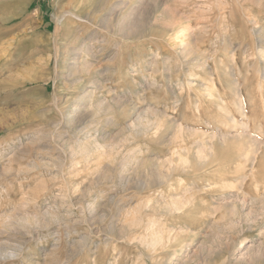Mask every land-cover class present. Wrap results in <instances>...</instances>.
I'll use <instances>...</instances> for the list:
<instances>
[{"label": "rangeland", "instance_id": "374dc122", "mask_svg": "<svg viewBox=\"0 0 264 264\" xmlns=\"http://www.w3.org/2000/svg\"><path fill=\"white\" fill-rule=\"evenodd\" d=\"M0 264H264V0H0Z\"/></svg>", "mask_w": 264, "mask_h": 264}, {"label": "bare ground", "instance_id": "6f19581e", "mask_svg": "<svg viewBox=\"0 0 264 264\" xmlns=\"http://www.w3.org/2000/svg\"><path fill=\"white\" fill-rule=\"evenodd\" d=\"M74 3H75V0H74ZM80 5V4H79ZM79 5H73L72 6V8H76V6L78 7ZM64 6V5H63ZM68 6V5H67ZM81 14H83V13H81ZM90 15V14H89ZM88 15V16H89ZM157 15V14H156ZM122 16V15H121ZM131 16H132V13H130V14H126V15H123V17H122V20L121 21H123L121 24L124 26V27H130V25L131 24H129V22H131ZM115 17V16H114ZM172 17V16H171ZM117 18V17H116ZM173 18V17H172ZM121 19V18H120ZM171 19V18H170ZM106 20V19H105ZM109 20V19H108ZM171 20H173V22H174V20L175 19H171ZM101 21H104L103 19L101 20ZM120 21V22H121ZM100 22V21H99ZM109 22V21H108ZM119 22V23H120ZM163 22H165V21H163ZM170 22V21H169ZM110 23H111V21H110ZM104 24V23H103ZM178 24V23H177ZM100 25V24H99ZM166 24H164V26H165ZM168 26V25H167ZM256 26V25H255ZM169 27V26H168ZM171 27V26H170ZM173 27V26H172ZM125 28V29H126ZM118 29H119V27H118ZM169 29H171V28H169ZM121 31H123V30H121ZM125 31V30H124ZM124 34V33H123ZM191 35V34H190ZM127 36V35H126ZM128 37V36H127ZM180 41H182V40H180ZM183 42V41H182ZM214 46H216V45H214ZM184 52H189V49H186L185 48V51ZM190 52H191V50H190ZM263 52V51H262ZM71 64H73V62L71 63ZM96 97H97V88L96 87H93V89H91L90 91H89V93L87 94V96H86V100H85V104L87 105V106H90V108H91V106L93 105V102H94V100L96 99ZM118 102V101H117ZM100 104V103H99ZM115 104V103H114ZM95 106H97V105H95ZM109 109L110 107L107 105V104H100V105H98L95 109H93V113L94 114H96L97 112H99V111H102V110H106V109ZM89 111H90V109H88V113H89ZM88 113H87V115L86 116H88ZM83 115V114H82ZM86 118V117H85ZM86 119H88V118H86ZM136 120H137V122L139 123V124H143V122H145V119L141 116V115H137V118H136ZM145 125H146V123H145ZM200 151L201 150H198L197 152H196V154L198 155V153H200ZM205 162V161H204ZM205 166H206V164H205ZM235 209V208H234ZM227 212V211H226ZM224 216V215H223Z\"/></svg>", "mask_w": 264, "mask_h": 264}]
</instances>
